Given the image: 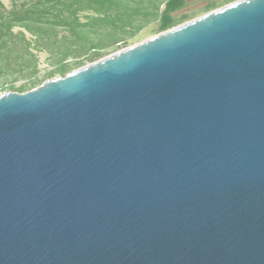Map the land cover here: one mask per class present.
I'll list each match as a JSON object with an SVG mask.
<instances>
[{"label": "water", "instance_id": "water-1", "mask_svg": "<svg viewBox=\"0 0 264 264\" xmlns=\"http://www.w3.org/2000/svg\"><path fill=\"white\" fill-rule=\"evenodd\" d=\"M0 264H264V0L1 94Z\"/></svg>", "mask_w": 264, "mask_h": 264}, {"label": "trees", "instance_id": "trees-1", "mask_svg": "<svg viewBox=\"0 0 264 264\" xmlns=\"http://www.w3.org/2000/svg\"><path fill=\"white\" fill-rule=\"evenodd\" d=\"M185 6V0H12L10 9L0 3V80L25 76L28 83L7 91L22 94L47 80L64 78L134 45L142 36H137L142 21L155 22L154 34L179 26L190 15L174 14ZM215 6L209 1L205 10ZM36 53H46L56 64L40 81L32 79ZM68 59L74 63L66 65Z\"/></svg>", "mask_w": 264, "mask_h": 264}, {"label": "rangeland", "instance_id": "rangeland-1", "mask_svg": "<svg viewBox=\"0 0 264 264\" xmlns=\"http://www.w3.org/2000/svg\"><path fill=\"white\" fill-rule=\"evenodd\" d=\"M185 1H186L185 8L183 10L175 13L174 16L180 17L182 15H190V17L188 19H186L185 21L181 22L179 25H182V24L189 22L193 19L201 17V16H203V15H205L211 11H214L216 9H219L221 7L228 5V3L225 2V0H205V1H203V0H185ZM209 1H214L216 3V6L211 10H205ZM0 3L4 6L5 9H10L12 0H0ZM154 23L155 22H153V21L150 22V20H149L148 22L142 21L140 24L139 23L137 24L141 27V30L139 33H137V36H140V35H142V36L139 37V39L134 43V45L158 35V34H154V32H153L155 29ZM126 37L127 36H124V38H126ZM123 49H126V48L119 49L116 52H119ZM36 56H37V61H38L37 62V72L32 75V79H36V80L40 81V80L44 79V77L47 73L53 71L56 68V64L53 63V60L49 59V55H47L46 53H36ZM64 63L66 65H72L74 63V60L68 59ZM56 78H53V79H56ZM27 80H28V78H26L25 76L21 77V76H17V75L2 78L0 80V94H3L5 92H7L8 90L18 89L22 85L28 83ZM9 87H12V89H10Z\"/></svg>", "mask_w": 264, "mask_h": 264}]
</instances>
